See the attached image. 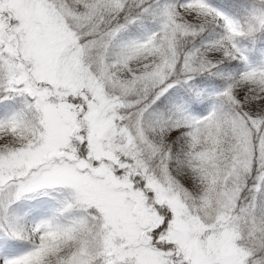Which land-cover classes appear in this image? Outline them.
<instances>
[{"label":"snow or ice","instance_id":"6c2138e0","mask_svg":"<svg viewBox=\"0 0 264 264\" xmlns=\"http://www.w3.org/2000/svg\"><path fill=\"white\" fill-rule=\"evenodd\" d=\"M0 264H264V0H0Z\"/></svg>","mask_w":264,"mask_h":264}]
</instances>
